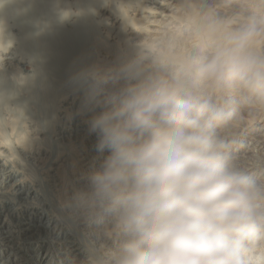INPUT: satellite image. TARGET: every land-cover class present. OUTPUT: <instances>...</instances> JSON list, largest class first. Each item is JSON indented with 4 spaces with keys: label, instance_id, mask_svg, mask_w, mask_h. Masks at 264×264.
<instances>
[{
    "label": "clouds",
    "instance_id": "1",
    "mask_svg": "<svg viewBox=\"0 0 264 264\" xmlns=\"http://www.w3.org/2000/svg\"><path fill=\"white\" fill-rule=\"evenodd\" d=\"M262 31L253 19L229 32L200 71L261 100L264 56L252 44ZM87 76L100 107L90 128L109 150L87 178L86 205L105 222L90 264H264V167L240 161L229 117L142 55Z\"/></svg>",
    "mask_w": 264,
    "mask_h": 264
},
{
    "label": "bare ground",
    "instance_id": "2",
    "mask_svg": "<svg viewBox=\"0 0 264 264\" xmlns=\"http://www.w3.org/2000/svg\"><path fill=\"white\" fill-rule=\"evenodd\" d=\"M111 1L110 6L105 2L98 3L91 14V19L94 16L97 18L99 25L97 34L100 38L94 36L88 40L85 37H77L65 42L67 37L64 33L77 31L79 15H81L77 0H0V264H90L89 251L87 252L83 244L74 236L69 224H66L56 212L47 207L39 185L34 183L23 161H31L29 164L34 163L33 166L36 167H39L38 163H42L41 168L48 177L45 179L51 181L49 185L56 193L58 192L61 204L66 205V202L70 201L69 198H65L67 190H70L71 195L68 196L70 198L77 191H81L82 194L88 192V177H85L84 186H79L81 183L76 186L77 184L73 181L79 183L83 180L74 179L72 175L79 169L81 170L79 174L90 175L98 169L109 150L107 148L103 151L99 150L98 135L91 130L90 120L83 113L78 93L71 85L73 80L70 75L82 66H76L75 62L77 60L82 62L85 57L82 50L84 40L88 44L92 41V63L82 71L84 84L88 85V70L116 69L112 64L113 61L111 62L112 53L106 47L105 41L110 40L111 44L118 46L120 44L123 49L126 46L132 47L130 41H127L131 39L127 30H131L132 34L136 32L144 34L148 29L139 28L136 24L138 26L144 22L151 24L147 21V17L132 14L133 11H138L140 14L143 12L151 14L152 7L144 5L146 0ZM148 1L158 4L163 9L172 6L176 8V12L183 14L184 17L173 16L174 19L171 18L178 21L182 28H190L191 22L194 21L195 25L199 26L195 28L192 24L194 25L192 27L198 31L196 35L199 38L203 37L205 41L200 46V49L204 50L205 58L217 47L212 41L214 37L209 35L211 32L208 33L204 24L198 23L199 17L196 10L190 9L191 15L185 14L180 0H162L166 3L156 0ZM174 1L176 4H173ZM199 1L205 9L209 22L218 26V30H223L225 34L253 19L264 28V0ZM64 6L66 11L63 9ZM68 8L73 9L69 15ZM122 13L127 19H124L125 22L121 20ZM117 29H119L118 32ZM216 31L214 28L211 35H214ZM81 33L83 30L79 34ZM202 46L206 48L202 49ZM252 46H255V49L258 46L257 50L261 47L260 51L264 52V31L256 37ZM153 47L154 41L146 40L139 48L137 46V49H134L136 57L142 55L149 62H155L154 58L163 60L160 54V56L157 55L158 57H153L142 53V50L151 53ZM42 58L46 59L47 63H43ZM173 61H179L185 67L191 62H186V59L171 58V62ZM186 69L190 70L191 67H186ZM70 71H72L71 74ZM117 84L118 82L109 81L107 87L111 90ZM238 84L240 91L231 98L243 113L246 109L242 101L246 95H250V92L239 82ZM7 92L8 95H6ZM10 94L12 95L9 96ZM97 109L100 111L99 108ZM26 113H29V116ZM43 115L44 125L41 124ZM67 122L70 126L66 124ZM55 123L60 128L53 130ZM44 128L49 131L52 139L57 136L54 140L67 149L68 155L74 156L71 160L72 165H69L67 170L62 169L65 159L57 160L59 154L56 162L49 158L51 156L41 158V155H46L45 152H47L46 149L44 151L45 146L42 147L44 143L42 136L46 132ZM6 131L12 134V145H9L10 142L6 139ZM48 133L45 134L48 135ZM63 155L67 156L66 153ZM85 155L88 156L84 157ZM78 156L89 166L86 167L85 164L80 163ZM45 160L47 162L43 163L42 161ZM51 162L56 164L54 168L51 167ZM47 170L50 172L47 173ZM80 199L81 196L75 194L71 199L74 204L69 205V208L80 211V214L72 215L77 222L85 219L84 215L87 213L82 214L81 212L85 209L81 205L77 206L76 203ZM82 205L85 204L82 203ZM87 215L89 217V214ZM86 223H88L87 219L82 225ZM102 232L97 234L100 240L96 239L92 244H99L102 240ZM107 240L110 239H104V243Z\"/></svg>",
    "mask_w": 264,
    "mask_h": 264
},
{
    "label": "rangeland",
    "instance_id": "3",
    "mask_svg": "<svg viewBox=\"0 0 264 264\" xmlns=\"http://www.w3.org/2000/svg\"><path fill=\"white\" fill-rule=\"evenodd\" d=\"M156 1H159L161 3L163 2L166 3L165 1H162V0H156ZM77 2H78L79 11L81 14L79 15V23H78L77 31L73 33H64V36L67 37L65 38L66 41L63 40L65 42L70 41L77 37H85L88 40L92 37L94 38V36L97 38L99 36L97 34V32L99 31V25L97 22V18L95 16L94 18L91 19V16H92L91 14L95 10L96 5L98 3L105 2L106 4H108V6L112 5L111 0H77ZM173 4H176V1H174ZM144 5L148 6L149 8L152 7L151 9H152L153 14L152 13L150 14L148 12H143L142 14H140L138 11H133L132 14L133 15L139 14L138 17H144V16L147 17L148 18L147 21H149V23L151 24H148L145 22L139 26L138 24H136V26L139 28L145 27L148 29V31L145 30L146 32L144 34L143 33L141 34L138 32H136L135 34H132L131 30L129 29L127 30V32L130 33V37H131V39L127 41L128 42L130 41V44L133 45V46L131 45L132 47L126 46L123 49L122 47H120V44L118 46L115 44H111L112 41L110 40L105 41L106 47L112 53V58H113L111 59V62L113 61L112 64L117 69L119 66L125 63H128L131 60H134L135 58H137L135 54V50H134L137 46L139 48V46L142 45V43H145L146 40L154 41V47L152 49V52L148 53L149 51L142 50V53H147L150 56L152 55L153 57L154 56L158 57L161 55L163 57V60L160 58L159 59L154 58L155 62H150V63L154 64L155 66L159 67L162 70L175 73V74H179L185 77L189 81L191 85V91L194 95V98L198 102L207 103L208 105L211 106L213 111L226 114L229 117V124L233 126V133L237 139L236 155L238 156L240 161L243 164L248 165L250 167H257V166L264 167V98L258 101L255 95L250 92V95L249 96L246 95L242 101L246 109V112L242 113L239 106H237L236 103H234L231 98L233 95H236L240 91V87H238L239 85L238 82L230 81L226 76L222 78L221 77H208L200 71L202 65L205 63V56L203 54L204 50L202 51L200 49V46L203 45L205 41L203 37L199 38V36L196 35L198 31L195 30V28H198L199 26H196L195 22L193 21L191 22V24L189 23L191 25L190 28L188 27L182 28V26H180V23L178 21L172 20V18L173 16L176 18L178 17L182 18L184 16L183 14L176 12V8L174 9L173 6L169 7L168 9L166 8L163 9L158 4L150 3L148 0H146ZM180 5H181V8L183 9V12L188 15H191L190 9L196 10V13L198 14V17H199L198 23L204 24L206 26L208 33L209 32L212 33L214 28L217 30L214 33V35H211V33H209L211 37H214L212 41H214L216 46H219L223 42V39L225 35L227 34H225L223 30L221 31L218 30V26L213 25V23L209 22L206 16L205 9H203L202 4L199 0H180ZM63 9L65 10V6ZM117 10H121V9L117 8ZM72 11L73 9L68 8V15ZM120 17H121V20L123 21L124 19L127 20L126 17L123 16V13L120 15ZM139 20L141 21L142 18ZM51 21H53V19ZM192 24L195 25V28H193L194 25ZM81 30H83V33L79 34ZM118 30L119 29H117L116 31L118 32ZM150 31H154V32H150ZM100 41L104 42L103 39H100ZM83 42L85 44H82L84 46L82 50L84 52L85 57H83L82 62L81 60H77V62H75L76 66H81V65L82 66L79 68L77 72H73L72 75H70V77H72V80H73L71 85L73 86V89H76L78 93L77 96L80 100V106L83 110V113L88 117L89 120H91L95 112L99 111L97 108L100 109V107L98 105H95L89 102L87 99L88 85L84 84V74L82 73V71L85 68L89 67L90 63H92V58H91L92 41L89 44L87 41L85 42V40ZM257 47L258 46H256V49H255V46H252V50L256 52L257 54L264 56V52L260 51L262 48L259 47L258 48L259 50H257ZM204 48L206 47H203L202 49ZM171 58L177 59V60L186 59V62L191 61L189 62L188 65L186 64V67H189V68L191 67L190 69L191 71L187 70L186 67L183 66V64H181L179 61L171 62ZM42 59H43V63H47L46 59L44 58ZM71 72L72 71H70V74ZM6 95H8V92L6 93ZM11 95L12 94H10L9 96ZM22 105L23 104L21 103V106ZM26 115L29 116V113H26ZM44 119L45 118L43 115L41 119L42 120L41 124L43 125H44ZM251 119L252 121H250ZM248 121L250 122L248 123ZM56 124L57 123H55L53 130H55V128H60V126L58 127V125ZM66 124L70 126L68 122ZM44 131H46L45 128H44ZM46 132L48 133L49 131H46ZM46 132H44L43 133L44 136H42V142L45 143V144L43 143L42 147L44 148L45 146L44 151L46 149L47 152H45L46 155H41V158H46V156L48 157L51 156L49 158H51L52 160H55L56 162V157L59 154L57 160L59 158L61 160L65 159L62 169L67 170L69 165L70 166L72 165L71 160L74 159V156L72 154L68 155L67 149L63 145L58 144V142L54 140V138L57 136L53 137L52 139L51 134L49 135L48 133V135H46L45 134ZM6 139L9 140L10 142L9 145L13 144L11 132L6 131ZM64 153L67 154L66 157L63 155ZM79 154H81V152ZM87 154L89 155V153ZM88 155H85L84 157H87ZM80 156H78V159H80V163L85 164L86 167H88L89 164L86 163L85 160H81V157H83V155L81 157ZM23 162H24V165H26L27 170L30 172L31 177L34 180V183L36 182L37 185H39L40 192L41 194H43L44 198L46 199L47 207L51 208V210L56 212L57 216L61 220L66 222V224H69L70 228L73 231L74 236L83 244L87 252L89 251L88 255L91 257L92 255L91 251H93V249L98 246L92 243H94L96 239L97 241L100 240V237L97 238V234L103 231L102 229L105 225V222L97 218L95 215H93L90 209L87 207L86 205L87 193L82 194L81 191L80 192L75 191L76 195L81 196V199L78 200L76 203L77 206L81 205V207L85 209L83 212H81L82 214H85L87 212L84 215V218L87 219L88 223H86V225H82L85 219L77 222L75 221L76 218L72 216L74 214H80V211H76V210H73L72 208H69L70 204L71 205L74 204V202L71 199L73 198L75 194L73 193V196L70 198L68 197L71 195V193L69 192L70 190H67L65 198H69L70 201H68L69 203L66 202L67 203L66 205L61 204V202L58 199L59 198V196L57 195L58 192L56 193L53 190L54 188L52 186L50 187L51 181L49 179H45L48 177L46 176V174L41 168L40 164L42 163L41 162L38 163L39 167H36V166H33L34 164L33 162H32L33 164L31 165L29 164L31 161L28 162V160H24ZM26 162H28V164ZM42 162L46 163L47 160L42 161ZM51 163H52L51 167L54 168L56 164H53V162ZM34 167L39 168V169H36ZM79 170L78 172L75 171L76 173H73L72 176L74 179L79 178L83 180V182L78 183L77 181H73V183L77 184L76 186H78L80 183L81 184L79 186L81 185L84 186L85 184L84 181L86 182L85 177L86 176L88 177L89 174L87 175L79 174ZM46 172L49 173L50 171L48 172L47 170ZM81 202L84 203L85 205L83 206ZM67 214H69L70 217L69 215L67 217ZM87 214H89V217ZM105 244L107 247L112 248L116 246L117 241L115 239H110V240H107Z\"/></svg>",
    "mask_w": 264,
    "mask_h": 264
}]
</instances>
